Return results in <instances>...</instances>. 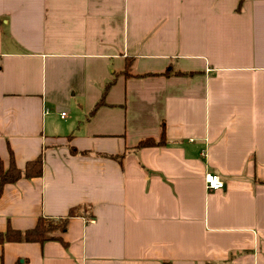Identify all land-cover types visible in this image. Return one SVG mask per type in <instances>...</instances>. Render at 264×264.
Here are the masks:
<instances>
[{
  "label": "crops",
  "instance_id": "crops-1",
  "mask_svg": "<svg viewBox=\"0 0 264 264\" xmlns=\"http://www.w3.org/2000/svg\"><path fill=\"white\" fill-rule=\"evenodd\" d=\"M9 150L0 233L82 215L0 264H264V0H0Z\"/></svg>",
  "mask_w": 264,
  "mask_h": 264
},
{
  "label": "trees",
  "instance_id": "trees-1",
  "mask_svg": "<svg viewBox=\"0 0 264 264\" xmlns=\"http://www.w3.org/2000/svg\"><path fill=\"white\" fill-rule=\"evenodd\" d=\"M180 75L181 73H176ZM102 101L96 106L94 111L102 105ZM94 111L92 113H94ZM159 139H144L141 140L133 150H139L145 147H159L166 143L165 137V125L160 124ZM71 153H76L74 148L70 149ZM111 159L117 160L122 165L125 153L118 156H107ZM43 170V159L42 156H38L34 160L28 161L23 169L16 166L14 156L11 150H9V164L7 167L3 165L0 159V198L3 194L5 186L14 184L22 178L32 179L38 178L42 175ZM79 207H75L69 210L66 217L59 219H51L41 217L37 220V223L33 229L21 232L7 228L3 233H0V245L5 243H38L44 244L48 241L60 242L63 246H66L62 240L61 235L66 232L67 225L70 218L81 216L82 213L79 211ZM92 217V214L88 215Z\"/></svg>",
  "mask_w": 264,
  "mask_h": 264
},
{
  "label": "built area",
  "instance_id": "built-area-1",
  "mask_svg": "<svg viewBox=\"0 0 264 264\" xmlns=\"http://www.w3.org/2000/svg\"><path fill=\"white\" fill-rule=\"evenodd\" d=\"M65 114L62 113L61 116ZM205 189L207 191H216L224 188V183L220 177L214 173H207L204 177Z\"/></svg>",
  "mask_w": 264,
  "mask_h": 264
}]
</instances>
